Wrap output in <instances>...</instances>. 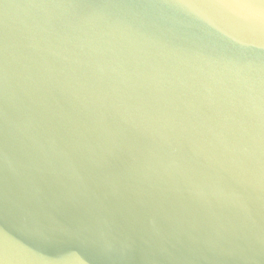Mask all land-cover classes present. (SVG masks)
<instances>
[{"label": "water", "instance_id": "1", "mask_svg": "<svg viewBox=\"0 0 264 264\" xmlns=\"http://www.w3.org/2000/svg\"><path fill=\"white\" fill-rule=\"evenodd\" d=\"M0 264H264V0H0Z\"/></svg>", "mask_w": 264, "mask_h": 264}]
</instances>
